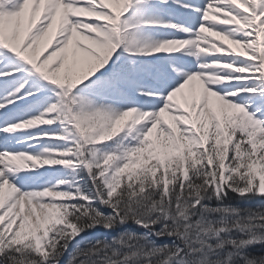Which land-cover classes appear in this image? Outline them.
Returning <instances> with one entry per match:
<instances>
[{"label": "snow or ice", "instance_id": "6c2138e0", "mask_svg": "<svg viewBox=\"0 0 264 264\" xmlns=\"http://www.w3.org/2000/svg\"><path fill=\"white\" fill-rule=\"evenodd\" d=\"M0 264H264V0H0Z\"/></svg>", "mask_w": 264, "mask_h": 264}]
</instances>
